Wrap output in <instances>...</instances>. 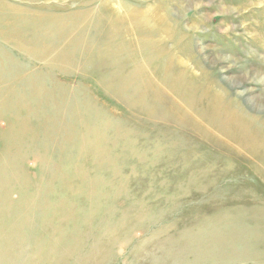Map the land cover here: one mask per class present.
<instances>
[{
    "label": "rangeland",
    "instance_id": "rangeland-1",
    "mask_svg": "<svg viewBox=\"0 0 264 264\" xmlns=\"http://www.w3.org/2000/svg\"><path fill=\"white\" fill-rule=\"evenodd\" d=\"M199 65L264 119V0H0V264H264V154L191 113Z\"/></svg>",
    "mask_w": 264,
    "mask_h": 264
},
{
    "label": "bare ground",
    "instance_id": "bare-ground-1",
    "mask_svg": "<svg viewBox=\"0 0 264 264\" xmlns=\"http://www.w3.org/2000/svg\"><path fill=\"white\" fill-rule=\"evenodd\" d=\"M199 3L195 2L194 5L197 7ZM172 11L170 9L171 15ZM159 16L166 17L167 12L159 13ZM172 16L181 19V16L176 15V12ZM165 19L167 18H163V20ZM201 65L197 69L200 71V76L203 77V82L194 79L189 86L177 83V90L187 94L186 98L192 109L191 113L202 112L200 121L209 122L212 125L207 134L214 133L225 137L228 141H235L240 148H244L252 154H264V119L260 118V113L250 110L246 103H241L240 99H237L235 104H231L226 99L229 93L222 86L224 77L221 82L213 81V86H209L207 72ZM211 87L213 88L210 89ZM236 95L241 98V94L236 93Z\"/></svg>",
    "mask_w": 264,
    "mask_h": 264
}]
</instances>
